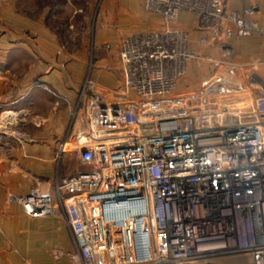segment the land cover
<instances>
[{
	"label": "built area",
	"instance_id": "2783aa9c",
	"mask_svg": "<svg viewBox=\"0 0 264 264\" xmlns=\"http://www.w3.org/2000/svg\"><path fill=\"white\" fill-rule=\"evenodd\" d=\"M142 5L163 29L122 40L119 89L106 93L84 81L58 144L59 159L73 156L87 170L53 191L33 187L17 202L31 219H62L74 242L69 264L224 256L264 264V79L234 63L227 43L233 35L264 36V22L252 8L226 13L220 0ZM180 11L196 15L204 31L220 25L219 59L197 53L187 33L171 27ZM191 63L208 64L210 74L182 91ZM1 115L13 121L3 135L28 140L23 111Z\"/></svg>",
	"mask_w": 264,
	"mask_h": 264
},
{
	"label": "crops",
	"instance_id": "0c3cea01",
	"mask_svg": "<svg viewBox=\"0 0 264 264\" xmlns=\"http://www.w3.org/2000/svg\"><path fill=\"white\" fill-rule=\"evenodd\" d=\"M220 1L226 13L252 8L255 20L264 22V0ZM65 3L71 5L69 0ZM58 5H63L62 0H0V130L13 125L1 113L23 111L28 119L26 141L0 132V264H69L68 255L74 250L65 224L53 217L31 219L17 202L33 187L53 191L55 184L67 176L87 170L73 156L59 159L57 155L85 70L81 62L84 57L65 54L54 24H48L52 7L56 9ZM99 8L102 17L110 18L112 25L97 31L94 42L99 46L109 43L110 49L107 58L96 62L91 79L103 89L116 90L122 86L118 59L122 40L140 32L161 31L163 24L143 9L142 0H101ZM171 27L186 32L190 47L197 53L220 58L219 45L213 46L196 15L180 11ZM203 37L210 39L211 44L200 48L197 42ZM227 43L232 48L231 60L246 73L261 77L264 36L233 35ZM64 60L70 63L62 66ZM194 64L188 65L181 81L185 83L183 90H191L192 84L185 82L188 75L204 71V66L196 69ZM207 69L210 73L209 65ZM199 80L201 83L204 78ZM35 81L46 84L51 92L35 86ZM215 264L252 263L246 256H224L215 258Z\"/></svg>",
	"mask_w": 264,
	"mask_h": 264
},
{
	"label": "rangeland",
	"instance_id": "374dc122",
	"mask_svg": "<svg viewBox=\"0 0 264 264\" xmlns=\"http://www.w3.org/2000/svg\"><path fill=\"white\" fill-rule=\"evenodd\" d=\"M69 1L71 5L66 4L65 0H62L63 5H58L56 9H53L52 7V12L49 13L48 17V24H54L55 31L58 33V37L61 41L60 46L65 54L75 58L77 56L84 57L83 61H81L85 64V70L80 82V91L81 86L86 79L92 80L91 74L95 70L96 62L102 58H107V52L110 49V44L106 43L102 46L96 45L94 37L97 31L110 27L112 25V21L108 17H102L99 8L101 0ZM105 46H108L109 49L105 48ZM63 63L64 64L62 66H66L70 63V60H64ZM116 64L117 62H115V69H117V73H119V66ZM194 65L196 69L204 66V71L203 73H194V76L188 75L186 78L187 81L185 82L187 85L192 84L190 87L191 89H195L198 86L199 81L201 80H199V78H206L210 74L206 63L201 65L195 63ZM196 69L194 72H196ZM261 74L264 75V71L261 72ZM262 75L261 77H263ZM184 85L185 83L183 82L182 86H179V89L183 91V89H185ZM98 87L106 93L112 91L103 89L100 86ZM53 218L64 224L60 217L57 216ZM204 264H215V258L206 260Z\"/></svg>",
	"mask_w": 264,
	"mask_h": 264
},
{
	"label": "water",
	"instance_id": "95a60500",
	"mask_svg": "<svg viewBox=\"0 0 264 264\" xmlns=\"http://www.w3.org/2000/svg\"><path fill=\"white\" fill-rule=\"evenodd\" d=\"M220 30H221V27L220 25H216L214 28H211V29H207L206 32L208 33L209 37L212 38V44L213 46H218L220 43H221V40H220ZM226 74L229 73V71H225Z\"/></svg>",
	"mask_w": 264,
	"mask_h": 264
}]
</instances>
